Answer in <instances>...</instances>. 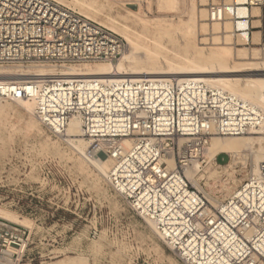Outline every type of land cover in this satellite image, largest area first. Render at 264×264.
<instances>
[{"label": "built area", "instance_id": "built-area-1", "mask_svg": "<svg viewBox=\"0 0 264 264\" xmlns=\"http://www.w3.org/2000/svg\"><path fill=\"white\" fill-rule=\"evenodd\" d=\"M248 1V10H264V0ZM206 11L208 23L225 20L223 2ZM124 47L116 34L53 0H0V68L111 63ZM19 99L34 100V116L54 137L79 119L85 157L112 161L107 185L181 264H264V158L216 205L185 176L194 164L220 168L225 154L204 157L209 140L264 126V109L194 79L0 82V100ZM226 156L228 165L233 158ZM28 246L24 233L0 223V260L31 264Z\"/></svg>", "mask_w": 264, "mask_h": 264}, {"label": "rangeland", "instance_id": "rangeland-1", "mask_svg": "<svg viewBox=\"0 0 264 264\" xmlns=\"http://www.w3.org/2000/svg\"><path fill=\"white\" fill-rule=\"evenodd\" d=\"M53 1L104 28L113 21L117 29H130L151 48L160 36L168 47L173 41H182V32L192 19L193 32L186 41L189 54L195 55L201 48L228 47L235 63H244L251 59L250 51L257 48L261 54L259 61L264 60L263 9L250 10L253 18L246 43L248 51L239 57L235 50L241 47L238 37L241 32L235 25L228 21L229 30L224 31V24L206 21L208 4L228 0ZM256 21L261 24L258 28L254 27ZM253 32L259 35L258 44L253 42ZM116 35L122 39L126 51L124 38ZM228 36L230 41L226 45ZM32 67L37 66L24 70ZM0 105L6 106L0 113V211L26 224L19 227L1 220L0 223L24 233L31 264H51L65 258L83 259L86 264H181L161 244L152 227L113 193L105 177L90 165V159L81 157L62 138L52 136L34 113L26 112L16 101H0ZM256 147L242 150L228 165L225 164L228 156H220L217 162L222 166L207 164L197 170L195 180L202 178L197 185L190 183L191 186L205 194L212 192L210 198L217 202L224 200L254 166L252 151ZM98 160L106 157L98 156Z\"/></svg>", "mask_w": 264, "mask_h": 264}, {"label": "bare ground", "instance_id": "bare-ground-1", "mask_svg": "<svg viewBox=\"0 0 264 264\" xmlns=\"http://www.w3.org/2000/svg\"><path fill=\"white\" fill-rule=\"evenodd\" d=\"M174 1L175 0H159V3H173ZM228 1V3H224L222 1L226 6L225 20L222 23L211 24H224L225 27L223 30L227 31L229 30L228 21L233 23L235 27L241 32V34H238L241 47L235 50L236 55L239 57L245 56V53L248 51L246 48V43L248 40V33L251 35L249 30L251 28L252 22L251 19L248 20L249 17H252V12L250 13V10H248V8L245 6L249 4V1ZM251 9L256 11L258 8L251 7ZM191 22L192 19L190 20V25ZM116 25V23L110 21L105 25V27L116 34H120L128 46V49L122 53L121 57L116 62L80 64L84 65L80 69L74 68L80 65H73L61 70L49 66L32 67L28 68L27 71L24 70L25 67H20L21 69L18 70L6 71L0 69V82L32 81L36 84H40L43 81L52 79L68 78L96 79L99 81H134L140 79L179 81L185 79H194L206 83L210 88L230 93L231 95H234L253 106L264 109V60H262V62L259 61L261 59V54L257 48H253L250 51L251 59L248 62L235 63L232 49L228 47L222 49L201 48L195 53V55L189 54V47L186 46V41L189 40L193 32V28H190V25L185 31L182 32V41H173L168 47L162 41V37L160 36L154 41L152 48L145 41L140 40L142 39L140 36L136 37L132 30H120L117 29ZM260 26V21L254 22L255 28ZM252 37L253 42L258 44V33L253 32ZM229 39L230 36H228L226 39V45L229 44ZM57 70H59L58 73H56ZM15 101L16 104L21 106L26 112H34V100L19 99ZM4 107L6 106L0 105V113L1 111L3 112ZM60 138H62L65 143L70 145L73 150L81 157L85 156L87 142L81 137L80 121L77 117H72L70 119L65 134ZM125 145L128 146V142H125ZM255 145L257 147L254 151H252L254 166L251 167V170L249 171L252 172L255 170L256 165L264 158L263 125H261L260 128L256 129L255 131L249 132L248 134L242 136L211 138L206 146L204 157L208 162H210L215 156L219 154H225L229 155L230 157H234L242 150H253ZM104 157H106V160H98V157L91 158L89 163L94 168V170L97 171L98 175L104 176L106 180V176L112 166V161L107 156ZM167 164L170 167L174 166V162L172 160H169ZM198 166V164H194L192 168H189L185 172L187 180L195 185H197L202 178L200 177L198 180H195ZM210 194H212V192L205 194V196L209 201L212 200V202H210L213 205H216L218 202L211 199ZM0 220L19 227H23V223L26 224L24 221H18L13 215L4 213L2 211H0ZM144 222L148 226L152 227L151 230H153L155 233L153 225L147 220H144ZM0 264H5L4 260H0ZM51 264H86V262L83 259L75 260L65 258Z\"/></svg>", "mask_w": 264, "mask_h": 264}]
</instances>
